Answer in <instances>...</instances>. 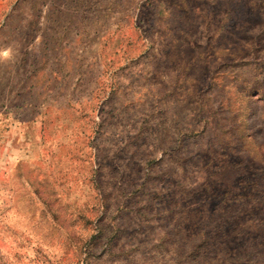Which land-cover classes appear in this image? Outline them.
I'll list each match as a JSON object with an SVG mask.
<instances>
[{"label": "rangeland", "instance_id": "rangeland-1", "mask_svg": "<svg viewBox=\"0 0 264 264\" xmlns=\"http://www.w3.org/2000/svg\"><path fill=\"white\" fill-rule=\"evenodd\" d=\"M0 264H264V0H0Z\"/></svg>", "mask_w": 264, "mask_h": 264}]
</instances>
